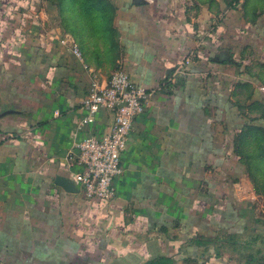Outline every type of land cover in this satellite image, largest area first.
Here are the masks:
<instances>
[{"label":"crops","instance_id":"crops-1","mask_svg":"<svg viewBox=\"0 0 264 264\" xmlns=\"http://www.w3.org/2000/svg\"><path fill=\"white\" fill-rule=\"evenodd\" d=\"M229 2L104 0L102 12L100 0L77 12L0 0V264H258L247 260L264 252V0ZM84 65L154 90L109 200L82 194L69 157ZM112 124L101 110L85 134Z\"/></svg>","mask_w":264,"mask_h":264},{"label":"built area","instance_id":"built-area-1","mask_svg":"<svg viewBox=\"0 0 264 264\" xmlns=\"http://www.w3.org/2000/svg\"><path fill=\"white\" fill-rule=\"evenodd\" d=\"M60 41L66 44L68 40L63 38ZM71 49L73 54L83 61V56L75 43H72ZM190 59L187 57L175 72H181L182 67H185ZM84 68L91 71L92 79L82 100L84 115L76 124L80 135L69 157L78 167L74 173V180L82 194L86 197L109 200L116 193L113 185L115 179L123 173L121 154L126 148L133 122L144 111L154 90H148L132 82L129 75L120 68L113 71L105 81H99V76L87 65H84ZM101 110L113 115L110 131L101 138L85 134L86 127L95 123ZM242 191L241 188L238 195L241 200L252 199L251 191L244 193Z\"/></svg>","mask_w":264,"mask_h":264},{"label":"trees","instance_id":"trees-1","mask_svg":"<svg viewBox=\"0 0 264 264\" xmlns=\"http://www.w3.org/2000/svg\"><path fill=\"white\" fill-rule=\"evenodd\" d=\"M53 4H55L57 7H59L60 10H67L69 11L70 9H73V11H79L80 9L82 10H89L91 6H93V4H95V2H98L100 0H71V4L69 5V7L66 4L67 0H51ZM79 1V3H78ZM238 0H230L229 4L233 5L234 3H237ZM72 7V8H71ZM105 8V3L104 0H102V5H101V9L102 12H104ZM262 255L261 259H258V255ZM256 259H248L247 262L248 263H253V262H257L258 264H264V252H257L255 255ZM149 264H172V261L169 258H158L155 261H151Z\"/></svg>","mask_w":264,"mask_h":264},{"label":"water","instance_id":"water-1","mask_svg":"<svg viewBox=\"0 0 264 264\" xmlns=\"http://www.w3.org/2000/svg\"><path fill=\"white\" fill-rule=\"evenodd\" d=\"M55 183L61 187H63L68 192H77L78 189L74 182L70 181L69 179L63 177H56Z\"/></svg>","mask_w":264,"mask_h":264}]
</instances>
